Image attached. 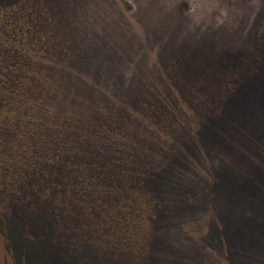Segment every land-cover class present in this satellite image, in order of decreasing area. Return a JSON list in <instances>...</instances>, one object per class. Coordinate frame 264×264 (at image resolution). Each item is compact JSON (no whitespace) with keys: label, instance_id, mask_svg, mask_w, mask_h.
Wrapping results in <instances>:
<instances>
[{"label":"trees","instance_id":"1","mask_svg":"<svg viewBox=\"0 0 264 264\" xmlns=\"http://www.w3.org/2000/svg\"><path fill=\"white\" fill-rule=\"evenodd\" d=\"M84 2L23 0V40L11 52L2 43L0 212L8 227L33 233L55 261L103 264L144 238L150 212L160 209L153 182L186 149L188 120L203 116L196 126L203 133L223 101L221 72L242 65L228 76L232 88L245 68L263 63L264 52L254 41L237 53L191 55L148 77L132 72L138 62L130 44L123 53L97 41L101 34L133 41L128 26H86ZM103 5L92 6L96 20Z\"/></svg>","mask_w":264,"mask_h":264},{"label":"rangeland","instance_id":"2","mask_svg":"<svg viewBox=\"0 0 264 264\" xmlns=\"http://www.w3.org/2000/svg\"><path fill=\"white\" fill-rule=\"evenodd\" d=\"M180 1L85 0L79 12H84L86 26H128L133 41H122V34H101L97 41L123 53L130 44L127 52L138 62L132 72L148 77L191 55L237 53L254 41H261L264 52V0ZM22 2L0 0V72L3 44L11 52L23 40ZM98 2L108 5L96 20L91 11ZM262 55L255 57L262 60ZM237 68H242L239 62ZM240 69L220 71L223 92L227 90L223 101L202 124L203 133L196 130L203 116L188 120L186 149L162 165L153 182L160 191L155 192L160 209L150 212L147 231L139 233L144 238L129 241L103 264H264V60L245 68L231 89L226 87L228 76ZM102 72L107 73L106 64ZM5 168L0 166V179ZM15 230L1 213L0 264H71L67 257L55 261L25 228ZM56 249L65 255L60 246Z\"/></svg>","mask_w":264,"mask_h":264}]
</instances>
